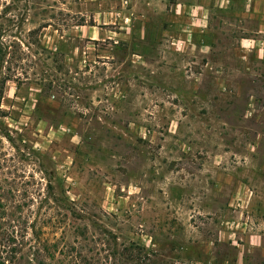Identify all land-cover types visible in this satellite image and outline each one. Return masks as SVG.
I'll use <instances>...</instances> for the list:
<instances>
[{
  "label": "rangeland",
  "instance_id": "rangeland-1",
  "mask_svg": "<svg viewBox=\"0 0 264 264\" xmlns=\"http://www.w3.org/2000/svg\"><path fill=\"white\" fill-rule=\"evenodd\" d=\"M173 1L0 0V264H77L41 245L102 230L168 264H264L216 242L239 181L264 221V18Z\"/></svg>",
  "mask_w": 264,
  "mask_h": 264
},
{
  "label": "crops",
  "instance_id": "crops-1",
  "mask_svg": "<svg viewBox=\"0 0 264 264\" xmlns=\"http://www.w3.org/2000/svg\"><path fill=\"white\" fill-rule=\"evenodd\" d=\"M114 1L117 2V4L120 3L119 1H121V3L125 2L129 5L134 3V1L136 0ZM142 1H144V4L147 6L155 3L154 0ZM163 1L166 0H161V3ZM211 1L213 7L219 4V0ZM158 3H160L159 0ZM172 4L175 7L182 5L179 0L173 1ZM219 8L222 9L223 12L230 13L231 16H238L240 14H251L254 16L255 14H258L259 18H264V0H221ZM110 14L114 15L115 17H120L123 15V13H121L120 11H116ZM237 19H239V17H237ZM262 19L260 20L262 21ZM261 21L259 22L258 28L261 27ZM258 32H261L260 28ZM204 37L210 38L209 35H205ZM248 191L249 188L244 182H237L234 191L227 201V211L234 218H231L229 221H223L221 223V228H219L216 232V242L222 245L229 244L230 246L234 247L236 251L235 257H245L249 254L250 251H264V221H262L263 218H260L261 220L258 219L261 221L260 225H256L252 222L253 219L258 218L259 216L257 217L256 215H254L255 211L252 207H248L251 203L250 197L247 196ZM260 226L262 227L259 228ZM256 227L259 229H256Z\"/></svg>",
  "mask_w": 264,
  "mask_h": 264
},
{
  "label": "trees",
  "instance_id": "trees-1",
  "mask_svg": "<svg viewBox=\"0 0 264 264\" xmlns=\"http://www.w3.org/2000/svg\"><path fill=\"white\" fill-rule=\"evenodd\" d=\"M5 56L1 57L0 53V73L1 69H9V67H2L3 64L6 66L9 64L5 61ZM9 81L11 79L7 76H3L1 79L2 85H6ZM101 235L105 240L104 246L106 248L97 249V247L92 246L85 254H83V250L87 248L86 246L76 248L74 245L65 242L62 237L55 239L50 245H47V241H45L41 245V249L47 257H76L79 259L78 262L76 261L77 264H168V261L163 262L157 253L140 244L139 241L120 242V237L108 230H102ZM35 257H42L40 251L35 252ZM86 257L93 258L86 259Z\"/></svg>",
  "mask_w": 264,
  "mask_h": 264
}]
</instances>
